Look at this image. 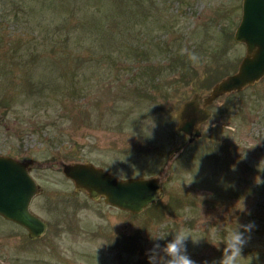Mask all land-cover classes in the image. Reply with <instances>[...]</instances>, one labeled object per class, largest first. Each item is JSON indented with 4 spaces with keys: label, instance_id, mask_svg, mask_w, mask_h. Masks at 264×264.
I'll return each mask as SVG.
<instances>
[{
    "label": "rangeland",
    "instance_id": "374dc122",
    "mask_svg": "<svg viewBox=\"0 0 264 264\" xmlns=\"http://www.w3.org/2000/svg\"><path fill=\"white\" fill-rule=\"evenodd\" d=\"M240 1L0 0V154L33 160L41 263L148 264L152 237L168 233L164 244L185 229L200 239L187 241L190 258L218 264L228 232L252 223L238 264H264V76L209 104L189 143L173 116L207 93L210 69L235 70ZM26 76L55 77L48 99L64 93L62 112L30 107ZM58 159L119 177L163 173L161 197L136 214L94 202L73 191ZM16 231L2 240H25Z\"/></svg>",
    "mask_w": 264,
    "mask_h": 264
},
{
    "label": "water",
    "instance_id": "95a60500",
    "mask_svg": "<svg viewBox=\"0 0 264 264\" xmlns=\"http://www.w3.org/2000/svg\"><path fill=\"white\" fill-rule=\"evenodd\" d=\"M232 38L244 46L235 70L215 80L204 96L193 92L173 111L176 130L186 135L187 143L200 135L201 123L210 116L207 106L217 97L240 91L264 76V0L240 1V17ZM32 162L30 158L0 155V214L22 224L29 236L36 237L45 232L46 225L28 207L31 198L41 191L30 174ZM56 163L71 181L73 191L131 214L139 213L162 194L163 173L119 177L86 159H58Z\"/></svg>",
    "mask_w": 264,
    "mask_h": 264
},
{
    "label": "clouds",
    "instance_id": "9594fccd",
    "mask_svg": "<svg viewBox=\"0 0 264 264\" xmlns=\"http://www.w3.org/2000/svg\"><path fill=\"white\" fill-rule=\"evenodd\" d=\"M191 59L195 60L196 56L193 54ZM156 195L160 196V193L157 192ZM243 210L242 206L241 211ZM254 226L252 223L237 225L228 232L223 256L218 264H238L241 252L249 239L245 234L250 233ZM167 235L168 233L152 237L154 243L148 252V264H196L187 254L186 243L189 239L198 243L200 239L193 240L187 230L180 229L174 233L173 239L162 244Z\"/></svg>",
    "mask_w": 264,
    "mask_h": 264
},
{
    "label": "trees",
    "instance_id": "16d2710c",
    "mask_svg": "<svg viewBox=\"0 0 264 264\" xmlns=\"http://www.w3.org/2000/svg\"><path fill=\"white\" fill-rule=\"evenodd\" d=\"M113 1L117 2L120 0H113ZM135 53L137 54L136 50H135ZM181 58L184 61L185 57L182 56V57H180V59ZM168 70H170V71L174 70V68L171 64L169 65ZM73 72L74 71L71 72L72 73L71 76L75 75ZM143 72L144 71H142V73ZM178 73H179L178 74L179 79L177 78V79L169 80V81H171V83H174L175 85L177 83H180V79L182 80V77H183V73H180V72H178ZM225 73H226V71H221L220 69L215 68V69H212V71L210 69V71L208 73L209 75L207 76V78H205L204 83L206 85H211L218 78V76H221ZM59 75H61V73ZM140 76H141V74H139V78H140ZM45 78L36 79V78H32L31 76H26L24 78V81H23V83H24L23 89L21 90L23 95H24V99H28L31 101L30 107H32L33 109H36L38 106H40V107L42 106V109L45 112H47V111H57V109L59 107V110H61V112H62V109H63L62 104H65L63 102L65 99L64 93L58 99L53 100V97H50V99H48L49 95H50L48 93L51 90H53L52 86L54 85V81H56V78L53 77L52 79H48V80H47V78L46 79ZM153 78H154V76H153ZM151 87H152V84H151ZM77 90H80V89L77 88ZM76 92L74 90V93H76ZM134 92H136V94L138 93L137 88H134ZM77 93H79V92H77ZM144 94L146 95V92L143 93L142 95H144ZM1 103H3V102H1ZM57 105H60V106H57ZM11 107H12V105L7 102V111L8 112H11ZM48 114H49V112L47 113V115ZM150 206L154 207L155 204L152 203V204H150Z\"/></svg>",
    "mask_w": 264,
    "mask_h": 264
},
{
    "label": "flooded vegetation",
    "instance_id": "af4514ba",
    "mask_svg": "<svg viewBox=\"0 0 264 264\" xmlns=\"http://www.w3.org/2000/svg\"><path fill=\"white\" fill-rule=\"evenodd\" d=\"M0 155H6V154H0ZM33 197L31 198L28 205L30 211H31L30 204L32 202ZM31 212L39 216L35 212L33 211ZM45 225L47 227L46 222ZM17 229L22 232H25V236H26L25 240L21 239L20 234H18L19 235L18 240L13 243L12 242L7 243L4 242V240H2V236L4 239V234H11L9 233L11 230L16 231ZM39 237L40 236H36V237L29 236L27 229L22 224L7 217H4L3 215L0 214V264H47V263H41L39 260L38 244L34 242ZM48 264H52V263H48Z\"/></svg>",
    "mask_w": 264,
    "mask_h": 264
}]
</instances>
